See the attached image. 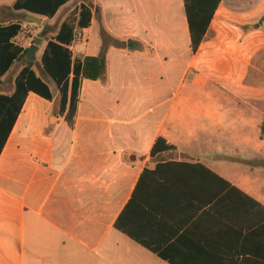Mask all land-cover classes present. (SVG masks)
<instances>
[{"label": "crops", "instance_id": "0c3cea01", "mask_svg": "<svg viewBox=\"0 0 264 264\" xmlns=\"http://www.w3.org/2000/svg\"><path fill=\"white\" fill-rule=\"evenodd\" d=\"M17 1L0 0V27L19 24L27 54L25 18L41 21L31 70L52 100L28 93L14 121L26 54L0 76V264H264V186L222 163L264 169L247 158L264 151V0H221L195 52L183 0H93L72 58L97 57L101 29L120 46L106 85L82 81L72 123L41 59L88 1L51 19ZM158 138L174 149L151 156Z\"/></svg>", "mask_w": 264, "mask_h": 264}, {"label": "trees", "instance_id": "16d2710c", "mask_svg": "<svg viewBox=\"0 0 264 264\" xmlns=\"http://www.w3.org/2000/svg\"><path fill=\"white\" fill-rule=\"evenodd\" d=\"M70 0H18L13 6L14 11L23 10L27 13L43 16L51 19L55 16L59 8ZM88 4H81L79 10L72 11L61 25L57 35L48 41L44 54L41 59V65L46 74L55 82L59 91V114L63 115L66 110V120L72 123L78 103L79 90L83 80L99 82L102 85L107 84V51L108 48L120 46L119 43L109 37L101 29V46L97 57H85L73 59L67 46L72 42L75 26L81 30L90 26L93 10V0H87ZM221 0H183L185 14L189 26L191 49L195 52L205 35V32L213 19V15ZM262 19L259 21L261 24ZM21 32L19 24H12L7 27H0V76L16 60H24L26 51L16 47L10 41ZM43 37V33L39 35ZM32 62H25V68L16 77L14 83V94L7 101L14 105L13 120L17 114L28 93H34L41 98L51 101L52 95L49 88L44 84L31 70ZM72 76L71 81H69ZM68 104V109H67ZM7 134H9V129ZM261 134L264 136V125L261 127ZM5 139L0 141V152ZM174 147L167 144L162 138H158L151 150V156L158 153L169 152ZM206 177H210L221 183L223 196H229L232 193L244 197L251 203V199L242 192L231 187L226 181L207 170L202 165H197ZM225 190L228 192L223 193ZM257 206V205H256ZM115 227H118L116 224Z\"/></svg>", "mask_w": 264, "mask_h": 264}, {"label": "rangeland", "instance_id": "374dc122", "mask_svg": "<svg viewBox=\"0 0 264 264\" xmlns=\"http://www.w3.org/2000/svg\"><path fill=\"white\" fill-rule=\"evenodd\" d=\"M16 20H19L20 22H22L23 20V15H17V17H15ZM259 22V20H258ZM27 23V22H25ZM29 24V23H28ZM26 28L23 31V36H25V38L27 37H33V38H37L38 36V32H36L37 26L36 24H32L30 26V28L28 29V26H25ZM33 41V40H32ZM243 157H239V156H232L231 159L232 160H237V159H241ZM249 161H264V151H262V153H257L255 155H252L250 157H247ZM223 163V167L226 170L225 172H223V174L227 175V176H231L234 177L235 179L237 178H242V177H247L248 179L252 180L255 183L256 189L257 187L262 188L261 186H264V169L262 168H252L251 166H247L244 164H231L233 162L230 163L229 162H222Z\"/></svg>", "mask_w": 264, "mask_h": 264}, {"label": "water", "instance_id": "95a60500", "mask_svg": "<svg viewBox=\"0 0 264 264\" xmlns=\"http://www.w3.org/2000/svg\"><path fill=\"white\" fill-rule=\"evenodd\" d=\"M25 21L27 23H32V24H36V25H39L41 23L40 20H38L34 17H30V16H26ZM40 43H41V39L36 38L34 40V42L31 44V46L29 47L27 54H26V59L29 62H33L35 60V54L38 50V46L40 45Z\"/></svg>", "mask_w": 264, "mask_h": 264}, {"label": "built area", "instance_id": "2783aa9c", "mask_svg": "<svg viewBox=\"0 0 264 264\" xmlns=\"http://www.w3.org/2000/svg\"><path fill=\"white\" fill-rule=\"evenodd\" d=\"M81 42V36L79 34V32H75V34L73 35V40L72 42L67 46V49L70 51V53L72 54L73 51V47L76 43H80Z\"/></svg>", "mask_w": 264, "mask_h": 264}]
</instances>
